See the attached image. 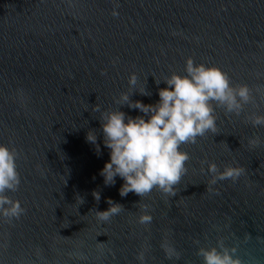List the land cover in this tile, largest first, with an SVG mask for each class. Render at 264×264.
Here are the masks:
<instances>
[{
  "label": "water",
  "instance_id": "95a60500",
  "mask_svg": "<svg viewBox=\"0 0 264 264\" xmlns=\"http://www.w3.org/2000/svg\"><path fill=\"white\" fill-rule=\"evenodd\" d=\"M118 3L113 16V0H0V144L20 153V184L6 194L25 209L10 223L0 218V264H140L142 249L144 264H202L197 249L218 239L241 264H264V144L248 145L253 136L264 141V127L247 119L264 115V0ZM188 57L247 84L255 101L239 116L216 108L217 133L181 146L189 160L175 196L153 189L121 197V178L105 186L99 175L109 150L92 106L143 115L120 106V94L156 103L163 80L184 75ZM201 161L221 171L242 166L246 175L218 181L211 194ZM107 199L124 210L102 222L95 210H106ZM145 214L151 222L139 223ZM165 239L179 259L166 258Z\"/></svg>",
  "mask_w": 264,
  "mask_h": 264
},
{
  "label": "clouds",
  "instance_id": "9594fccd",
  "mask_svg": "<svg viewBox=\"0 0 264 264\" xmlns=\"http://www.w3.org/2000/svg\"><path fill=\"white\" fill-rule=\"evenodd\" d=\"M113 3L112 15L117 16L115 9L119 7L118 0H113ZM184 71V75L173 72L163 80L167 86L158 89L159 100L154 104L133 101L126 92L120 94V106L127 105L129 109H136L143 115L132 117L119 108L101 111L98 104L92 106V111L100 113L102 143L109 150V160L105 162L99 175L105 186H113L116 178H121L123 183L118 190L121 197H126L131 192L143 198L153 189L175 196V186L187 173L185 165L189 160L188 153L180 150L181 146L195 144L197 137L203 138L209 132L217 133L216 108L239 116L245 105L255 101L256 97L247 84H233L228 74L216 66L194 64L193 59L188 57ZM136 83L137 76L131 73L128 84L134 87ZM138 93L150 95L145 89ZM247 119L253 127H264V115L252 114ZM85 138L99 154L101 149L97 143V134L89 130ZM261 144L264 141L259 136L248 139V145L252 149ZM19 156L20 153L14 147L0 144V218L9 223L13 219H19L25 212L20 201L6 194L17 191L20 184L17 170ZM201 163H207L210 178L206 183V191L211 194H219L213 187L218 181L230 180L235 183L246 175V169L242 166L226 165L221 171L215 163ZM200 170L204 172L203 167ZM91 194L99 202L100 193L93 191ZM106 202L109 205L106 210H95L97 219L102 222L109 221L124 210L122 205L111 199ZM83 203L81 197V204ZM144 207L146 209L147 206ZM151 220L152 217L145 214L139 217L138 222L146 224ZM161 248L166 258L179 259L180 253L166 239L162 241ZM235 253V247H226L223 240L218 239L216 246L199 247L196 254L202 258V264H241ZM77 255L80 259L85 258L82 254ZM136 259L144 264L143 249L138 252Z\"/></svg>",
  "mask_w": 264,
  "mask_h": 264
}]
</instances>
